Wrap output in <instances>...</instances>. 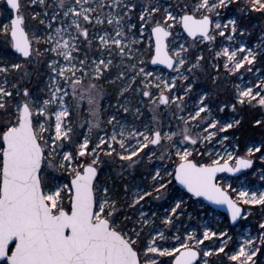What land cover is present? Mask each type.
Returning a JSON list of instances; mask_svg holds the SVG:
<instances>
[{
  "label": "snow or ice",
  "instance_id": "obj_1",
  "mask_svg": "<svg viewBox=\"0 0 264 264\" xmlns=\"http://www.w3.org/2000/svg\"><path fill=\"white\" fill-rule=\"evenodd\" d=\"M0 3V264H264V215L235 231L264 209V29L244 39L264 0ZM205 49L214 82L235 77L215 105ZM244 109L261 139L241 151Z\"/></svg>",
  "mask_w": 264,
  "mask_h": 264
},
{
  "label": "rangeland",
  "instance_id": "obj_2",
  "mask_svg": "<svg viewBox=\"0 0 264 264\" xmlns=\"http://www.w3.org/2000/svg\"><path fill=\"white\" fill-rule=\"evenodd\" d=\"M3 8V4L0 3V9ZM24 14L25 16L27 17V22H28V26H29V31L31 32V28L32 26L35 24L34 21L31 20V13L30 11L26 8L24 10ZM0 19H2V17H0ZM245 24L248 28V32L250 33V35H248L247 37H245V41L249 43L250 46H255V44L259 41V39L261 38V29H264V17H260L258 14H254L252 17H251V20L250 21H245ZM255 26V27H254ZM225 43H227V41H225ZM204 54L205 56L208 58L210 54L211 56V53H209L206 49L204 50ZM210 64H212V60L210 62ZM209 64V67H205V71L203 73H200L198 74L199 75V79H198V84H204L206 89H203V90H207L209 93H210V98L212 99V102H216V98L219 99L218 97V94L216 92V88L215 87H210L209 85H207L206 83H208L210 81H212V86L218 82V81H213L212 77L216 75V72L214 71V69L212 68V65ZM150 68L152 69H157L155 67H152L150 66ZM40 69H43L42 67ZM39 69V71H40ZM162 69V68H160ZM44 71V69L42 70ZM165 73H167V71L164 69ZM33 73H36V72H33ZM33 73H32V81L33 80H36V77L33 76ZM44 73V72H43ZM42 73V76H43V79H45L44 75ZM220 80L223 85H220V89L222 90V87H223V91L221 92L223 94V96L226 95V93L229 94L228 92V89L229 88V91H231L232 89V86H233V81L235 80V77H232V78H228L226 77V75L223 73V71L221 70L220 72ZM41 79V80H43ZM208 87H207V86ZM29 87H35V86H39V87H43L40 86L38 83H37V80L36 82H31L29 85ZM103 87L107 93V96H106V99L105 101H102V103L105 104V106H107V103L108 102H111L112 104H115L116 100H115V97H116V86L115 85H110L108 83H104L103 84ZM110 87V90H111V94L109 93V91H107V88ZM109 111H111V109H109ZM222 114H225V113H217V116L219 118H225V117H221L220 115ZM145 116L146 117H150V113H147L145 112ZM129 120L132 119L131 116L127 117ZM112 165L114 166L113 168L110 166H107L105 165L104 166V172H103V176L106 178L109 173H112L115 172L118 167H119V161H117L116 163H112ZM116 166V167H115ZM251 172L248 173V176H247V180L249 182H253L255 183L256 187H260V184L261 182H259L258 180H256L255 177L251 176L250 175ZM222 178V183H224L225 185L227 183H232L233 184V187H240V181H238L237 179H232L231 177L229 178L228 176L226 175H222L220 176ZM244 179V175H242L240 177V180H243ZM129 183H131V181H128ZM234 195V193H233ZM163 200L162 201H156V203L154 205H145L146 208H151L152 210H156L160 213H163V210L165 207L167 206H164L163 205ZM257 209H259L257 211ZM260 211H264V209H261L259 207H256L254 209H252V215L248 217V220L246 223H243V227H237L235 229L236 232H243L244 230L246 229H250L252 231L253 234H255V230H256V227H257V222L260 220V218H258V215L260 213ZM262 215V214H261ZM201 216L204 218V219H208V220H211L212 223H211V226L212 227H217L218 225L223 227L221 224L223 223L224 224V219H223V215L222 214H219L218 212H215L214 211V214L211 215V216H207L205 217L203 213H201ZM214 261L217 260L216 257H213L212 258Z\"/></svg>",
  "mask_w": 264,
  "mask_h": 264
},
{
  "label": "trees",
  "instance_id": "obj_3",
  "mask_svg": "<svg viewBox=\"0 0 264 264\" xmlns=\"http://www.w3.org/2000/svg\"><path fill=\"white\" fill-rule=\"evenodd\" d=\"M209 55V57H208V61H207V63L205 64V67L207 68V67H209V64H210V62H211V56H210V54H208ZM210 65H212V64H210ZM43 69H40V80L41 79H43V76H42V73L44 72V71H42ZM33 76L34 77H36L37 76V73H33ZM37 80V79H36ZM36 80H33L32 82H36ZM209 82L208 83H206L207 85H209L211 88L212 87H215L216 88V92H217V94H218V97H219V99L218 98H216V102H213V104L215 105L216 103H219V101L220 100H227L228 98H229V94H230V91H229V88H227L228 89V92H229V94L228 93H226V95L225 96H223V94L221 93L222 91H223V87H222V90L220 89V85H223V83L220 81V80H216V81H218V82H216L213 86H212V81H210V80H208ZM37 83L40 85V86H42L43 85V83H40V81L39 80H37ZM206 85V86H207ZM197 87L199 88V89H201V90H203V89H206V87H205V85L204 84H197ZM208 87V86H207ZM107 91H109V93L111 94L112 92H111V90H110V87H108L107 88ZM231 115H233V114H231V113H228L227 111H226V113L225 114H222V115H220L221 117H226V116H231ZM240 116H243V124H244V128L241 130V135H242V139H241V151H243V148H244V144H245V142H251V141H256V142H258L260 139H261V134H260V132L259 131H256V130H252L251 128H250V124H249V122L251 121V119L255 116V117H257V118H259L260 116H261V113L259 112V111H257V110H253V109H244V110H242L239 114H236V118H240ZM231 131V130H230ZM250 146V145H249ZM107 166H110V168L112 167H114L113 165H112V163H109V164H107ZM116 167V166H115ZM249 172H251V170L250 171H248L247 173H249ZM114 173L115 172H113V175H114ZM242 175H244V174H242ZM242 175H240V177L242 176ZM232 179H236L235 177H231ZM120 198L121 199H123V193L121 192L120 193ZM156 203V201H152V203L150 204V205H154ZM163 203V205L164 206H167V202L166 201H163L162 202ZM149 205V206H150ZM205 205V204H204ZM206 206V205H205ZM197 208H199V205H197L196 206ZM207 207V206H206ZM259 209H257V211H258ZM264 215V211H260V213H259V215H258V218H261L262 217V215ZM223 215V214H222ZM225 218V216L223 215V219ZM199 219V218H198ZM247 222V221H246ZM246 222H242V224L243 223H246ZM193 223H196V221L194 220L193 221ZM224 223H225V221H224ZM257 224H258V222H257ZM222 226H224V224L222 223L221 224Z\"/></svg>",
  "mask_w": 264,
  "mask_h": 264
},
{
  "label": "water",
  "instance_id": "obj_4",
  "mask_svg": "<svg viewBox=\"0 0 264 264\" xmlns=\"http://www.w3.org/2000/svg\"><path fill=\"white\" fill-rule=\"evenodd\" d=\"M152 67H155V68H163V66H152ZM166 71H168L167 69H165ZM247 171H250V170H246ZM223 174H226L228 177L231 176V174H228V173H222V174H218L219 176L223 175ZM238 176H240L241 174H237ZM233 177V176H231ZM236 178V177H235ZM203 204H205L207 207H210L212 209H214L215 212H218L219 214H223L224 216H227V211L226 209L224 208H219V207H216L215 205H210L209 202L207 201H202Z\"/></svg>",
  "mask_w": 264,
  "mask_h": 264
},
{
  "label": "flooded vegetation",
  "instance_id": "obj_5",
  "mask_svg": "<svg viewBox=\"0 0 264 264\" xmlns=\"http://www.w3.org/2000/svg\"><path fill=\"white\" fill-rule=\"evenodd\" d=\"M223 175H226V174H223ZM222 176V175H221ZM227 176V175H226Z\"/></svg>",
  "mask_w": 264,
  "mask_h": 264
}]
</instances>
